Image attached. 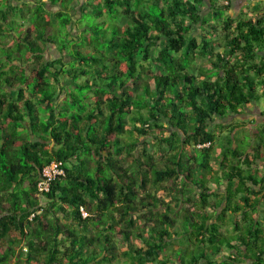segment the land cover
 Masks as SVG:
<instances>
[{
    "label": "trees",
    "instance_id": "1",
    "mask_svg": "<svg viewBox=\"0 0 264 264\" xmlns=\"http://www.w3.org/2000/svg\"><path fill=\"white\" fill-rule=\"evenodd\" d=\"M232 2L0 0V264H264V11Z\"/></svg>",
    "mask_w": 264,
    "mask_h": 264
},
{
    "label": "rangeland",
    "instance_id": "2",
    "mask_svg": "<svg viewBox=\"0 0 264 264\" xmlns=\"http://www.w3.org/2000/svg\"><path fill=\"white\" fill-rule=\"evenodd\" d=\"M248 5L250 6H252V7H257V8H260L261 10L262 9H264V1L263 0H253V1H251V0H249V3H248ZM246 14V13H245ZM226 15H227V13H226ZM225 15V16H226ZM247 15V14H246ZM54 21H56V19L54 20ZM23 22V21H22ZM92 23H94V22H92ZM91 23V24H92ZM21 24V22L19 23V25ZM57 27L59 28V30H57V33H55V34H53V35H55L54 37H52V38H54V42H56L57 43V49H58V51H63V50H65V54L66 53H70V52H73V48H74V46H76L77 45V43L76 42H74V41H69V39L67 38V37H69L68 36V31L67 30H65L64 28H60V26H59V22H57ZM15 28V26H11V27H9V26H5V34H9V36H11V34H13L12 32H10V31H12L13 29ZM27 29H28V27L27 26H25L24 28H17V29H15L16 30V32H17V36L16 37H19L22 33V35L23 36H25L26 35V31H27ZM36 30H38L37 28H36ZM44 30V29H43ZM6 31H8V32H6ZM20 34V35H19ZM83 34V33H82ZM222 35H223V33H219V36H220V39L222 40ZM59 36V37H58ZM6 37H8V36H6ZM13 37V36H12ZM16 39V38H15ZM199 41H200V39H199ZM7 42H9L10 44H12V43H14L15 42V40L13 39V38H5V36H2V37H0V46H1V43H2V45L4 46ZM219 50H221L222 51V49H219ZM51 54H52V56L54 57V58H57V57H59L60 55L57 53V50L56 49H52L51 50ZM205 61V59H203V60H201L200 59V62L199 63H203ZM147 65H148V63L147 62H144V61H141L140 62V66H144V67H147ZM262 110H264V101H262ZM254 115H257V117L259 118L258 119V123H262V122H264V120H263V118H261V117H259V113H257V110H255V112H248V114H247V116L245 117V119L247 120V119H252V117L254 116ZM243 123V119H241V118H236L235 119V124L237 125V124H242ZM235 126V125H234ZM221 127V126H220ZM220 127H215V129H216V131L217 132H221V128ZM214 129V128H213ZM214 129V130H215ZM258 129V128H257ZM259 130V129H258ZM247 136H250V135H243V131H242V129L240 128V129H236L235 131H234V137H235V141H234V143H233V146L235 147V146H240L242 149H246V146H245V143H246V140L244 139L243 140V142H242V140H241V137H244V138H247ZM247 140H248V138H247ZM239 141H240V143H239ZM219 145V144H218ZM254 146H256V142H254ZM223 148H221L220 146H217L216 147V149H215V152L217 153V154H221L222 152H223ZM244 151V150H243ZM212 167H213V170L214 171H220L221 170V168H220V165L217 163V162H212ZM257 167H259L261 170H264L263 168H262V166L259 164V161H258V164H257ZM214 174V173H213ZM212 185V188L214 189V188H216V185L215 184H211ZM223 191H225V189H226V186H225V183L223 182ZM199 196L197 195V198H198ZM186 216V215H188V210L186 209V210H183V216ZM232 218V215H229V219H231ZM263 224H264V221H263ZM229 229V230H231L233 227H232V225H229V226H225L224 227V229Z\"/></svg>",
    "mask_w": 264,
    "mask_h": 264
},
{
    "label": "built area",
    "instance_id": "3",
    "mask_svg": "<svg viewBox=\"0 0 264 264\" xmlns=\"http://www.w3.org/2000/svg\"><path fill=\"white\" fill-rule=\"evenodd\" d=\"M65 170L62 168L61 162H52L42 172V177L38 183V188L41 192H49L51 189V183L58 177L64 176ZM84 217H87V213L83 211Z\"/></svg>",
    "mask_w": 264,
    "mask_h": 264
},
{
    "label": "crops",
    "instance_id": "4",
    "mask_svg": "<svg viewBox=\"0 0 264 264\" xmlns=\"http://www.w3.org/2000/svg\"><path fill=\"white\" fill-rule=\"evenodd\" d=\"M253 1V0H251ZM264 1V0H263ZM249 0H233L232 2V8L230 10V14L233 15V17H239V16H246L247 15H254L255 16V8L256 7H252L251 5H248ZM261 9L259 8V11ZM262 11H264V9H262ZM246 13V14H245ZM203 60V59H202ZM223 184V181H222ZM226 186V183H225ZM262 212H264V207L261 208ZM261 222L263 223V218L260 217Z\"/></svg>",
    "mask_w": 264,
    "mask_h": 264
},
{
    "label": "clouds",
    "instance_id": "5",
    "mask_svg": "<svg viewBox=\"0 0 264 264\" xmlns=\"http://www.w3.org/2000/svg\"><path fill=\"white\" fill-rule=\"evenodd\" d=\"M228 3V2H227ZM48 167V166H47ZM40 182V181H39ZM39 189V188H38ZM40 191V190H39ZM41 192V191H40ZM42 193H47V192H42Z\"/></svg>",
    "mask_w": 264,
    "mask_h": 264
}]
</instances>
